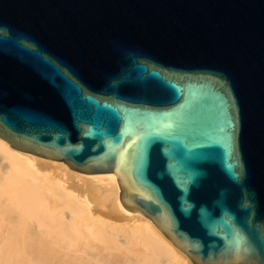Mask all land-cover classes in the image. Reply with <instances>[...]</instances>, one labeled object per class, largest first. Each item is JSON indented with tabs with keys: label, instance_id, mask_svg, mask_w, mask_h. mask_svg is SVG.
I'll return each mask as SVG.
<instances>
[{
	"label": "water",
	"instance_id": "95a60500",
	"mask_svg": "<svg viewBox=\"0 0 264 264\" xmlns=\"http://www.w3.org/2000/svg\"><path fill=\"white\" fill-rule=\"evenodd\" d=\"M0 136L114 171L195 264H264V0H0Z\"/></svg>",
	"mask_w": 264,
	"mask_h": 264
},
{
	"label": "bare ground",
	"instance_id": "6f19581e",
	"mask_svg": "<svg viewBox=\"0 0 264 264\" xmlns=\"http://www.w3.org/2000/svg\"><path fill=\"white\" fill-rule=\"evenodd\" d=\"M0 264H195L120 200L114 171L84 172L0 136Z\"/></svg>",
	"mask_w": 264,
	"mask_h": 264
}]
</instances>
